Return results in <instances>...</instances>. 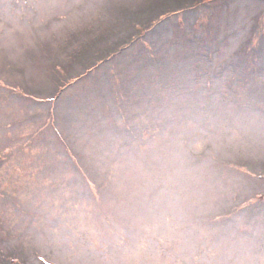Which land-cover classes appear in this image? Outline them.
<instances>
[{"label": "rangeland", "instance_id": "obj_1", "mask_svg": "<svg viewBox=\"0 0 264 264\" xmlns=\"http://www.w3.org/2000/svg\"><path fill=\"white\" fill-rule=\"evenodd\" d=\"M0 264H264V0H0Z\"/></svg>", "mask_w": 264, "mask_h": 264}]
</instances>
